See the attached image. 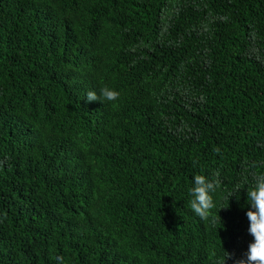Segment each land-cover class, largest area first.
Wrapping results in <instances>:
<instances>
[{"label":"trees","instance_id":"1","mask_svg":"<svg viewBox=\"0 0 264 264\" xmlns=\"http://www.w3.org/2000/svg\"><path fill=\"white\" fill-rule=\"evenodd\" d=\"M254 171L264 0H0V264H234Z\"/></svg>","mask_w":264,"mask_h":264},{"label":"clouds","instance_id":"2","mask_svg":"<svg viewBox=\"0 0 264 264\" xmlns=\"http://www.w3.org/2000/svg\"><path fill=\"white\" fill-rule=\"evenodd\" d=\"M86 98L89 102L97 100L111 102L118 100L119 92L105 86L100 89L99 95L95 91H89ZM251 181V187H247V204L250 207L246 216L249 221L248 233L253 239L244 253L246 258L236 259L234 264H264V172H252ZM220 184L219 172L213 173L212 179L201 174L194 175L193 186L189 189L192 196L189 207L201 221L207 222L211 217L212 222L215 223V217L211 210L216 205L211 193L217 191ZM240 190L237 187L229 194L230 198L233 195L236 196L237 192L240 193ZM231 257L232 254L227 252L226 257L219 261V264H226V260Z\"/></svg>","mask_w":264,"mask_h":264}]
</instances>
